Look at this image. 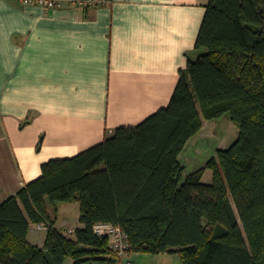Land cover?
Returning a JSON list of instances; mask_svg holds the SVG:
<instances>
[{
    "label": "trees",
    "instance_id": "1",
    "mask_svg": "<svg viewBox=\"0 0 264 264\" xmlns=\"http://www.w3.org/2000/svg\"><path fill=\"white\" fill-rule=\"evenodd\" d=\"M168 107L102 144L50 160L42 175L0 204V264H111L97 223L120 225L133 253H177L183 264H264V0H210ZM229 115L227 150L184 177L180 155L204 121ZM207 169L211 184L202 182ZM80 205L74 236L48 206ZM50 225L42 248L32 224Z\"/></svg>",
    "mask_w": 264,
    "mask_h": 264
},
{
    "label": "crops",
    "instance_id": "2",
    "mask_svg": "<svg viewBox=\"0 0 264 264\" xmlns=\"http://www.w3.org/2000/svg\"><path fill=\"white\" fill-rule=\"evenodd\" d=\"M209 2L46 10L0 0V204L40 178L44 163L73 158L168 107L196 59Z\"/></svg>",
    "mask_w": 264,
    "mask_h": 264
},
{
    "label": "rangeland",
    "instance_id": "3",
    "mask_svg": "<svg viewBox=\"0 0 264 264\" xmlns=\"http://www.w3.org/2000/svg\"><path fill=\"white\" fill-rule=\"evenodd\" d=\"M204 125V129L191 139V144L194 146H190L181 155V163L185 168V178L204 168L212 158H217L218 151L229 149L239 137L238 129L229 115L215 121H204ZM196 144L197 149L195 150ZM212 181L213 171L207 169L202 177V182L211 184ZM56 212H53V214L59 219L57 229L62 233L65 234L68 230L76 231L77 228H83L79 221L80 205L78 203L63 204L61 209ZM38 226L39 224L31 225L28 241L30 244L42 248L45 245L48 232L39 230ZM131 253L135 264H183L177 253L144 254L130 251L127 257L130 258ZM65 264H74V261L68 258Z\"/></svg>",
    "mask_w": 264,
    "mask_h": 264
},
{
    "label": "built area",
    "instance_id": "4",
    "mask_svg": "<svg viewBox=\"0 0 264 264\" xmlns=\"http://www.w3.org/2000/svg\"><path fill=\"white\" fill-rule=\"evenodd\" d=\"M112 0H21L25 7H40L46 10L62 9L64 7H72L76 9H87L91 7H100L111 4ZM39 230L48 232L50 225L41 223ZM75 231L68 230L65 232L67 236H74ZM94 233L100 238H108L110 246L115 254V262L111 264H135L128 256L130 252L129 237L120 225L111 223H97L94 226Z\"/></svg>",
    "mask_w": 264,
    "mask_h": 264
}]
</instances>
